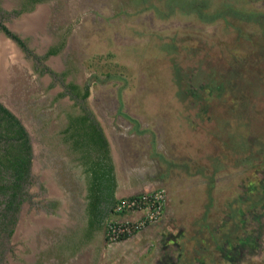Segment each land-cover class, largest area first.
I'll return each mask as SVG.
<instances>
[{
    "label": "rangeland",
    "instance_id": "obj_1",
    "mask_svg": "<svg viewBox=\"0 0 264 264\" xmlns=\"http://www.w3.org/2000/svg\"><path fill=\"white\" fill-rule=\"evenodd\" d=\"M18 1L0 0L1 17ZM138 1L47 0L29 15L5 21L30 35L32 45L42 52L69 34L66 47L51 64L82 84L90 83V105L108 130L121 177L129 175L130 184L144 191L156 145L164 149L168 140L171 146L173 136L180 146L176 170L190 181L196 175L189 170L188 157L196 160L199 182L205 176L218 180L212 198L202 200L201 187V196L198 189L185 191L188 185L180 180L169 191L172 206L178 208L174 216L169 215V221L164 216L147 229L158 230L157 236L132 237L112 246H101L95 238L71 259L63 252L58 260L51 259L52 248L58 255L57 244L68 237L66 232L79 229L86 220L82 167L61 135L66 114L76 110L66 97L53 99L60 88L48 90L50 79L41 78L0 32V101L22 120L34 148L33 182L27 186L13 236L0 242V264H22V253L37 258L38 250L45 247L51 264H88L94 257L85 252L86 246L91 251L111 249L105 264H159L151 254L139 255L144 260L138 263L134 259L138 255L118 252L124 247L150 252L164 246L172 251L174 264H229L224 253L234 242L233 235L217 230L234 227L237 209L249 214V204L235 198L246 194L237 184L249 175V169L243 171L245 164L264 150V0ZM110 51L112 62L105 61V66L118 64L115 73L100 72L95 64L91 67L92 59ZM120 107L139 125L125 121ZM197 183L193 179V185ZM188 194L198 202L179 206ZM49 201L61 204L54 210ZM260 212L264 223L259 206ZM245 215L243 220L248 218ZM38 221L50 227L37 228ZM245 222L239 226L245 227ZM27 225L34 227L28 238L23 231ZM262 236L264 246V232ZM260 253L254 256L264 255ZM248 254L240 249L232 263L257 264Z\"/></svg>",
    "mask_w": 264,
    "mask_h": 264
},
{
    "label": "trees",
    "instance_id": "obj_2",
    "mask_svg": "<svg viewBox=\"0 0 264 264\" xmlns=\"http://www.w3.org/2000/svg\"><path fill=\"white\" fill-rule=\"evenodd\" d=\"M43 1L47 0H25L23 10L32 11L38 2ZM16 14L19 15L20 11ZM0 30L22 44V39L3 23H0ZM68 35L62 37L59 45H52L48 53L60 52L66 45ZM112 56L111 51L105 55L99 54L91 60V67L95 64L97 69L101 68L100 72L103 70L105 74L112 75L118 64L105 66V61L109 64L112 62ZM67 74V71L63 73L64 76ZM70 86L74 88L76 97L86 99L89 96L88 85L83 94L80 85L71 83ZM87 113L80 116L68 113L69 125L63 130V139L71 143L77 153L87 187L86 221L84 227L75 233L74 251L93 239L98 231L105 229L117 200L118 179L109 140L93 110ZM90 115L93 116L91 121L87 120ZM33 159V144L28 129L0 101V197L4 198L0 200V242L9 239L15 231L19 212L26 199L27 186L33 182Z\"/></svg>",
    "mask_w": 264,
    "mask_h": 264
},
{
    "label": "flooded vegetation",
    "instance_id": "obj_3",
    "mask_svg": "<svg viewBox=\"0 0 264 264\" xmlns=\"http://www.w3.org/2000/svg\"><path fill=\"white\" fill-rule=\"evenodd\" d=\"M45 2L46 1L38 2L36 4L34 10L27 11V10H23L25 0H20V1H18L17 5L12 10L3 12V13H6V16L3 15V17H1V13H0V17L2 18V19H0V23H3L4 25H6L9 29H11L14 33H16L22 39L23 42L21 45L18 42H16L14 39L10 38L3 30H0V32L5 33L7 38L10 39L11 41H13V43L16 45V47L26 56V58L28 60L31 61V63L34 67V70L36 71V73L41 78L48 77L50 79V82L46 83V87L48 88V90H51L55 87L60 88V90L57 92L56 96L53 97L54 100L58 101L59 99L66 97L72 103L71 109L74 108V110H76V111H69L70 113L77 115V116L87 115L88 114L87 111L93 110V108L90 105V101H89L90 97H91V85H90V83L87 82V83L82 84L78 80H76L75 78H73V77L70 78L69 73L66 76H64L63 73L66 71L65 69L59 71L55 68L56 66H53L51 64V59L55 56H58L63 51V49L67 45V42H66V45L62 48V50L56 54H49L48 53V50L50 49V47L52 45L48 46L44 52L39 51L38 48H35L32 45V38L30 35H27L26 33H24V31L19 32V31L13 29L9 25V23L7 21H5L7 19H12V18H17V17L29 15V13L34 12L36 10V8L38 7L39 4H43ZM138 3H139V1H138ZM0 5L3 7V3H0ZM17 11L18 12L20 11L19 15L16 14ZM261 14H263V13L261 12ZM23 29H24V27H23ZM57 45H59V44H57ZM112 73H115V71H113ZM116 75L118 77H121V78L124 77L123 73L118 72ZM53 81L54 82L56 81L57 84L54 85ZM52 83H53V86L50 87ZM71 83L80 85V87H81L80 89H81L82 94L86 91V87L89 86L90 87L89 88L90 89L89 96L86 99L76 97L74 88L70 86ZM54 103H56V101ZM93 112L95 113L94 110H93ZM118 112H120V114H122L123 119L125 121L129 122L131 124V126H134L135 124L139 125L137 122V119L130 117V115L128 113L124 112L121 107L118 108ZM95 115H96L97 120L100 122V124H101L107 138H108L106 128H104L102 120L97 116V114H95ZM87 120H89V121L93 120V116L90 115V119H87ZM69 121L70 120L68 119V116L66 114V118H65L66 124L64 125L63 130L67 127V125H69ZM61 135H62V139H63V137L65 135L63 133V131L61 132ZM171 140H172L171 146H170L168 140H166V142H167L166 146L167 147L164 149H160L158 147V145H156V148H155V150H156L155 154L156 155L154 156L153 159H151L148 162V165H147L149 167V173H148L149 176H147L148 180L144 182V183H146V185L144 186V187H146L145 190L150 189V188H157V187L165 188L166 193H167V197L169 196V191L172 188V185L176 186L180 182V180L184 179L185 184L188 185L186 187H190L193 185V179H194L192 177L193 179L189 181L188 180L189 178L186 179L184 177V173L181 174L182 171L180 172V170H176L177 167L175 165L177 164V162H178L177 160H179V158L175 156V153H178V151H179L178 147H180V146L177 144L178 140H176L173 136H171ZM31 141H32V137H31ZM63 141L65 143H67L65 140H63ZM109 143H110V141H109ZM32 144H33V142H32ZM67 144H68L70 151L77 154L73 150V145L69 142ZM169 146L171 149L170 151H169ZM110 147H111V143H110ZM160 150H161V152H159ZM33 151H34V148H33ZM111 153H112V147H111ZM160 153H163V155H159ZM112 156L114 159L113 153H112ZM263 159H264V150H260L259 156L255 160L250 161L248 159L250 162L245 164L246 166H245V169L243 171L246 172V170L249 169L250 170L249 175L246 176L244 178V180H242L241 182H239L237 184V188L243 189V191H245L246 194L245 195L243 193H240L239 195L236 194L235 198H236V200L242 202V205L244 204V205L248 206V204H249V214L248 215L243 214L244 211L242 208L237 209V212L235 210V212H236L235 216H237V217H236L235 221L233 222L234 227L230 226V227H228V230H223L222 228H219V230H217L218 234H224V236H227L230 238L233 235L232 238L234 239V242H230V246L228 247L227 253H224L230 259V260H228L229 264H233L232 262H235L237 260V253H238V251H240V249L249 252L248 255H251V256H249V260L251 262H253V263L257 262V264H264V255H261L259 257L254 256L256 253H260V252H261L260 254L264 253V246H263V240H262L263 239L262 234L264 232V223H261V222H263V212H260L261 215L258 214V207L259 206L264 210V160ZM188 160L192 165L191 169L189 168V170H192L195 174H196V172H199L200 169L198 168V165H197L198 162H194L191 157H188ZM245 160H247V159H245ZM231 163H232V161H231ZM196 167L198 168L197 170L195 169ZM116 173H117V166H116ZM236 174H237V172L235 171V173L232 177H235ZM143 177L145 178L146 175ZM195 178H197V177L195 176ZM205 178L206 179L204 181L201 182V180H200V182L198 181V183H197V189H198L197 193L200 196H201L200 187L204 190L203 194H202V200L205 199L204 197H207L208 199L212 198L213 190L215 189L214 185L216 184V182H218L217 178H216V180H214V179L210 180L209 177H205ZM192 191L194 192V190H192ZM192 196H193V194H191V197ZM186 198L184 199V201H186ZM60 204H61V201H52V202L49 201L47 203V205H49L50 207H53L54 210H57V208L59 207ZM167 204H168V200H167ZM86 205H87V199H86ZM20 212H21V210H20ZM244 215L248 216V218H249V219L248 218L245 219L247 222H245V220H243ZM238 218H239V220H238ZM162 219L160 221H162ZM244 222H245L244 226L246 227V229H245V227L239 226L240 223H244ZM17 223H18V221H17ZM17 223H16V225H17ZM231 224H232V222H231ZM179 232H181V231H179ZM184 234L185 233L183 232L181 235H184ZM177 236H178V234H177ZM94 238H99L100 244H101V246H103L104 242H106L105 229L103 228V230L98 231ZM66 240L68 242H70L69 238H64V240H62L59 244H57L58 248H56V249H59L60 252L68 249L66 244H64V242ZM220 248H222V247H220ZM70 251H72V248H70ZM220 255H221V253H220ZM238 257H240V256L238 255ZM172 259H174V257H172V255H171L169 260H172ZM174 263H175L174 260H172L171 264H174Z\"/></svg>",
    "mask_w": 264,
    "mask_h": 264
},
{
    "label": "crops",
    "instance_id": "obj_4",
    "mask_svg": "<svg viewBox=\"0 0 264 264\" xmlns=\"http://www.w3.org/2000/svg\"><path fill=\"white\" fill-rule=\"evenodd\" d=\"M106 132H107V135H108V130L106 129ZM108 139H109V141H110V143H111V147H112V153H113V155H114V151H113V143H112V141H111V139H110V137H109V135H108ZM114 161H115V164H116V166H117V179H118V189H117V198L118 197H121V196H123V195H131V194H135V193H138L139 192V189L137 188V187H135V186H133V185H131L130 183V177H129V175L125 178V176H122L121 177V173H120V169H119V163L117 162V160H116V157H115V155H114ZM195 162H197L196 160H195ZM196 170L198 169L197 167L195 168ZM197 173L198 172H196V174L194 173V175H196L197 176ZM206 177V176H205ZM194 180L196 181V180H198L199 181V178H194ZM158 188V187H157ZM189 190H194V192L197 190V186H194V185H192V186H190V187H186V189H185V191H189ZM169 197V196H168ZM187 197V198H186ZM193 197V196H192ZM192 197H191V195L190 194H188V196H185V198H186V200H188V201H182V202H180V203H177V204H180L179 206H184V205H195L198 201H197V199H196V197L194 198V199H192ZM190 200H192V202L190 201ZM178 210V208H176V207H173L172 206V203H171V200L168 198V204H167V207H166V212H165V217L167 216V221H169L170 219H169V215H171V216H174V213H176V210ZM111 215H112V213H111ZM164 218V217H163ZM165 220V221H166ZM37 228H41L42 226H47V227H50V225H48V224H46V222H43V224L42 223H40L39 221L37 222ZM84 225H85V223H84ZM84 225H82L81 227H79V229L81 228H83L84 227ZM27 229H25V227L23 228V231H27V235H25L27 238L29 237V234H32L31 232H32V229L34 228V227H32V225L31 226H29V225H27ZM29 227H31V231L29 230ZM151 227V226H150ZM74 229V228H73ZM79 229H74V230H68V232H66V235L68 236V238H69V240H70V242H68L67 240L64 242V244H66V246H67V248L68 249H66L65 251H62L63 253H62V255L64 256V255H66L69 259H71L74 255L76 256V255H79V252L78 251H74L73 250V244L76 242V240H75V238H76V232H77V230H79ZM149 229V228H148ZM151 229V228H150ZM147 232H149L148 230H146L145 232H142L141 234H139V235H137V236H135V237H137V238H140V239H144V237L145 236H147L148 234L149 235H151V237L153 238V237H155L153 234H155L156 236H157V232H158V230L157 231H150L149 233H147ZM72 234V235H71ZM159 236V235H158ZM95 237V236H94ZM71 239H73V240H71ZM95 238H93V239H91L89 242H87V243H85V244H88L89 245V243H92V241L94 240ZM104 244L105 245H108L107 244V242H104ZM108 246H112V245H108ZM87 248L85 249L86 251V253H87V251H90V252H88V253H91L92 252V254H93V257L94 258H92L91 256L89 257V258H91V259H89L91 262H89L88 264H98V263H100L101 262V264H105L103 261H104V258L105 257H109L108 256V254H113L112 252H111V249H103V250H99V249H97V251L95 250V248H93V250L91 251V250H89V249H91V247L89 248V246H86ZM70 248H72V251H70ZM89 248V249H88ZM46 249L48 250V247H45V248H42L40 251L38 250V256H37V258L36 257H34V254H27V255H25L24 253H22V264H25L26 262H27V264H35L36 263V261H37V264H51V260L50 261H48L47 260V252H46ZM53 249V254H52V258L51 259H55V260H58L60 257H61V253H60V250H58L59 251V253H58V255L57 254H55V252H54V247L52 248ZM147 250H149V248H141V247H133V248H127V247H124V248H121L120 249V251L121 252H118V253H120L121 255H128V254H132V255H138V256H136L134 259H137L138 260V263L141 261V260H144V258L142 259L141 258V256H144L145 254L146 255H149V254H151V256H152V259H154V258H156V260L157 261H159V264L161 263V264H169V258L171 257V255H172V251L170 250H167V247L166 246H164L163 248H156V249H154V250H150V252L149 251H147ZM164 250V252H165V254L166 255H164V252H162ZM85 253V254H86ZM91 254V255H92ZM139 255H141V256H139ZM120 256V255H119ZM170 256V257H169ZM145 257V256H144ZM174 257V256H173ZM123 257H117L116 256V260H118V259H122ZM127 258V257H126ZM146 258V257H145ZM176 258V257H175ZM177 258H179V260H180V256L178 257V255H177ZM129 259L131 260L132 258L131 257H129ZM94 262V263H93Z\"/></svg>",
    "mask_w": 264,
    "mask_h": 264
},
{
    "label": "built area",
    "instance_id": "obj_5",
    "mask_svg": "<svg viewBox=\"0 0 264 264\" xmlns=\"http://www.w3.org/2000/svg\"><path fill=\"white\" fill-rule=\"evenodd\" d=\"M167 200L162 187L118 197L105 227L107 244L135 237L158 223L165 215Z\"/></svg>",
    "mask_w": 264,
    "mask_h": 264
},
{
    "label": "water",
    "instance_id": "obj_6",
    "mask_svg": "<svg viewBox=\"0 0 264 264\" xmlns=\"http://www.w3.org/2000/svg\"><path fill=\"white\" fill-rule=\"evenodd\" d=\"M1 34L4 35L5 37H7L5 33H1Z\"/></svg>",
    "mask_w": 264,
    "mask_h": 264
},
{
    "label": "bare ground",
    "instance_id": "obj_7",
    "mask_svg": "<svg viewBox=\"0 0 264 264\" xmlns=\"http://www.w3.org/2000/svg\"><path fill=\"white\" fill-rule=\"evenodd\" d=\"M3 43V42H2Z\"/></svg>",
    "mask_w": 264,
    "mask_h": 264
}]
</instances>
